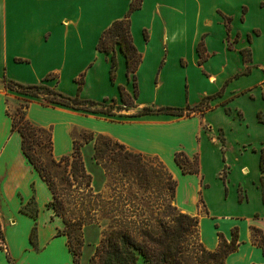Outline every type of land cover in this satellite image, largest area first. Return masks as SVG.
<instances>
[{"label":"crops","instance_id":"0c3cea01","mask_svg":"<svg viewBox=\"0 0 264 264\" xmlns=\"http://www.w3.org/2000/svg\"><path fill=\"white\" fill-rule=\"evenodd\" d=\"M130 1L0 0V264H74L64 221L48 205L52 192L12 129L6 110L19 101L32 123L50 129L55 159L72 151L75 129L160 158L204 247L235 233L225 264H264V0H142L129 14L140 61L127 73L115 43L112 80V52L96 45ZM6 80L121 106L106 114L42 102ZM178 151L197 158V172L182 171Z\"/></svg>","mask_w":264,"mask_h":264},{"label":"trees","instance_id":"16d2710c","mask_svg":"<svg viewBox=\"0 0 264 264\" xmlns=\"http://www.w3.org/2000/svg\"><path fill=\"white\" fill-rule=\"evenodd\" d=\"M142 0H131L129 9L125 17L114 20L106 28L96 45L99 50L112 52V63L110 78L114 80L115 58L114 45L118 43L120 49L126 57L127 73H132L140 61V54L137 52L129 28V14L138 8ZM6 87L13 89L15 85L20 94L28 96H38V93L51 95L46 98L47 102L60 103L75 109H83L91 112H103L112 114L101 108H92L97 102L93 100H82L78 95L74 97L65 96L56 90L43 84H22L13 80H6ZM80 88V86H79ZM136 94V92H135ZM121 100L125 103L130 99V94L123 87H120ZM88 106H85V105ZM27 102L19 104L14 111L6 110L12 119V129L18 130L21 135V147L30 163L38 171L40 177L50 188L53 199L48 203L54 212L61 216L64 221L63 232L67 235L68 245L73 253L74 264H79L80 252L71 244V231L78 229L85 224L98 222L100 218H107L108 224L101 231V239L96 246L94 253L89 258L88 264H136L137 255H141L148 264H188V258L193 257L197 264H225L227 255L235 251L238 247L237 235L234 233L232 239L227 241L219 234V242L214 250H208L199 242L198 247L190 245L187 237L196 232L198 235V218L188 213L176 211L173 208L168 212L169 218L163 221L153 215L152 211L143 209L141 204H131L132 196L138 192L149 191L155 193H169L175 195L176 180L168 168L156 156L150 158L157 161L162 175L153 167L146 169L141 162L144 154L135 152L108 135L90 131L89 137L84 140L88 142L93 139V159L112 178V182L118 188L119 197L129 199L128 202L106 201L101 206L90 198L80 209L79 215L68 216L64 200L60 197L57 185L54 182L49 165H62L67 172L66 180L78 181L86 191V196H94L91 190V176L86 172L80 155V146L73 136V149L69 154L58 159L49 157L48 165L41 161V157L36 152L39 148L48 146L51 152L50 129H45L32 123L25 117ZM166 111L168 113L182 115L183 111L171 107H160L151 109L145 107L143 112ZM174 159L183 172H197V158H189L183 152L175 153ZM264 155L261 157L263 166ZM70 166L69 169L66 167ZM127 183V186H125ZM115 187V185H114ZM264 196V184L262 185ZM96 197V196H94ZM99 206V207H98ZM102 214H101V213ZM143 212H146L144 214ZM100 213V214H99ZM74 220L72 223L71 221ZM69 225H73L71 230H66ZM76 226V227H74ZM199 236V235H198ZM0 239L2 240L1 232ZM264 249V242L258 241Z\"/></svg>","mask_w":264,"mask_h":264},{"label":"rangeland","instance_id":"374dc122","mask_svg":"<svg viewBox=\"0 0 264 264\" xmlns=\"http://www.w3.org/2000/svg\"><path fill=\"white\" fill-rule=\"evenodd\" d=\"M13 89H17L16 86H13ZM51 95L41 94L38 93V96H31L35 97L38 100H41L42 102H46V98H49ZM23 103L22 101H19L18 105ZM17 105V106H18ZM124 105H132V100L127 99L124 103ZM16 106V107H17ZM85 106H88L87 104ZM121 106L120 104H116L109 101H104L101 103V105H94L91 107H97L101 108L103 110H107L109 112L116 113L118 110V107ZM14 111V109H13ZM26 117V113H25ZM27 118V117H26ZM36 125V124H35ZM90 130L88 129H75L74 134L78 142H82V145L80 146V155L81 159L83 161L85 170L87 173L91 176V190L94 194V196H86L83 195L86 193V191H82V185H79L78 181H73L71 179V182L67 181V172H64L63 170V163L62 165H49L48 169L50 170V173L52 175V178L54 182L57 185L58 191L60 193V197L64 200L65 208H67V215L74 216L80 214V209L82 207V203H86L88 199L90 198L92 201L94 200L101 206L106 201H118L121 202H128L129 199H126L124 197H119L118 193V186L112 182V178L110 175L104 170L96 161L93 159V139L85 142L89 137ZM97 132H94L96 134ZM113 138V137H112ZM115 139V138H114ZM41 157V161H43L44 164L48 165L49 163V157H52L51 152L48 149V146L39 148V150L36 152ZM152 155L150 154H144V157L141 158V162L143 163L144 167L148 169L150 166L155 168V170L159 171V175H162L163 170L160 169L159 164L157 161L152 160L150 157ZM158 160L161 161L160 158ZM162 162V161H161ZM163 163V162H162ZM67 169L70 168V166L66 167ZM115 185V187H114ZM125 186H127V183H125ZM128 187V186H127ZM131 204H141L143 205V210L152 211L153 215L156 217L161 218L163 221H166L169 216L168 212L170 211H179L186 213L182 208H180L175 201V195L169 196V193H155L149 192V191H143L142 189L138 192V195L132 196ZM99 207V206H98ZM175 210H172L173 208ZM101 213V212H100ZM99 213V214H100ZM146 214V212H143ZM102 214V213H101ZM74 220L71 221V223ZM108 224L107 218H100L98 222L90 223L82 225L81 227H78V229H73L71 231V244L72 246H75L77 250H79V264H88L89 258L94 253L96 246L99 244L101 239V231L106 228ZM73 225H69L66 230H71ZM76 227V226H74ZM2 236V234H1ZM187 241H189L190 245H193L194 247H198V244L200 242L199 236L196 234V232H193L187 237ZM136 264H148L143 260V257L141 255H137ZM188 264H197L196 260L193 259V257L188 258Z\"/></svg>","mask_w":264,"mask_h":264},{"label":"built area","instance_id":"2783aa9c","mask_svg":"<svg viewBox=\"0 0 264 264\" xmlns=\"http://www.w3.org/2000/svg\"><path fill=\"white\" fill-rule=\"evenodd\" d=\"M0 243H2V240L0 239Z\"/></svg>","mask_w":264,"mask_h":264}]
</instances>
